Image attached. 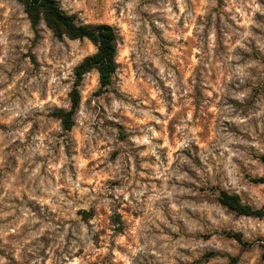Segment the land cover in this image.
Returning <instances> with one entry per match:
<instances>
[{
	"label": "rangeland",
	"instance_id": "rangeland-1",
	"mask_svg": "<svg viewBox=\"0 0 264 264\" xmlns=\"http://www.w3.org/2000/svg\"><path fill=\"white\" fill-rule=\"evenodd\" d=\"M57 2L117 31L118 69L65 132L97 48L0 0V264H264V219L221 204L264 209V0Z\"/></svg>",
	"mask_w": 264,
	"mask_h": 264
},
{
	"label": "trees",
	"instance_id": "trees-1",
	"mask_svg": "<svg viewBox=\"0 0 264 264\" xmlns=\"http://www.w3.org/2000/svg\"><path fill=\"white\" fill-rule=\"evenodd\" d=\"M20 2L24 7L25 14L35 34L38 33V28L44 22L46 27L58 40H63L64 38L72 41L88 40L97 48L94 55L85 58L75 68V81L70 93V110H60L53 115L61 122L65 132H71L75 126V116L81 105L80 88L84 77L96 71L99 75L101 90H107L112 84L113 76L118 69L117 31L113 27L105 24L90 26L81 23L76 15L67 14L60 7L57 0H20ZM262 162L264 164V157L262 158ZM254 182L264 184V178ZM221 204L238 215L264 219V209L253 210L243 205L238 196L222 192ZM87 215L88 213H84L85 218ZM228 236L245 248L252 246V244L243 240L241 234L229 233ZM238 263L239 257H232L229 260V264Z\"/></svg>",
	"mask_w": 264,
	"mask_h": 264
}]
</instances>
